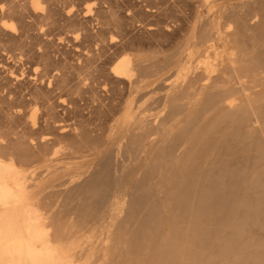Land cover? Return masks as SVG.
<instances>
[{
	"label": "bare ground",
	"instance_id": "bare-ground-1",
	"mask_svg": "<svg viewBox=\"0 0 264 264\" xmlns=\"http://www.w3.org/2000/svg\"><path fill=\"white\" fill-rule=\"evenodd\" d=\"M131 1L0 0V264H199L217 220L264 227V0Z\"/></svg>",
	"mask_w": 264,
	"mask_h": 264
},
{
	"label": "rangeland",
	"instance_id": "rangeland-1",
	"mask_svg": "<svg viewBox=\"0 0 264 264\" xmlns=\"http://www.w3.org/2000/svg\"><path fill=\"white\" fill-rule=\"evenodd\" d=\"M116 2H117V4H118V6H120V9H119V7H118V13H120L121 15H123V17L125 16V14H126V12H127V7L129 6L128 5V2H130L131 0H127V2H124V0H115ZM126 1V0H125ZM137 2L138 3V1L137 0H132L131 2ZM177 1H179V5H178V2H176V0L174 1V4L177 6V8L180 6V7H182L183 8V11H184V9H185V13H187V12H189L188 10L190 9L189 7H187L188 8V10H187V8H185V6L186 5H184V4H182L184 1H186V0H184V1H182V3H180L181 1L180 0H177ZM187 2V1H186ZM188 2H190V0H188ZM139 5H142V3H139ZM174 5V6H175ZM142 7H143V5H142ZM179 7V9L178 10H181V8ZM176 8V9H177ZM121 11V12H120ZM184 13V12H183ZM141 19V20H140ZM153 19V20H152ZM139 22V23H138ZM147 22H154V18L153 17H146L145 15H139V16H137L136 17V20H134L133 22H132V24H130V25H128L129 26V30L131 31L130 33L132 34V35H134L135 37H137V38H143V41L145 42V43H148V42H150V41H152L153 40V42L158 38V37H153V35H151V36H148V35H146L145 34V32H144V30H142L143 29V27H142V25L144 24V23H147ZM92 23V24H91ZM87 27L86 28H88V30L89 29H91L90 31H92V29H93V31H94V29H96V27L94 28V26H96L95 25V23L94 22H92V21H90L89 23H87ZM91 25V26H90ZM93 25V26H92ZM90 27V28H89ZM93 27V28H92ZM128 29V28H127ZM115 32L114 33H116V37H120L119 36V32H116V30H114ZM118 33V34H117ZM112 34V35H111ZM111 34H108V35H106L105 37L107 38V36H108V38H109V36L111 35V36H113V35H115V34H113V32H111ZM151 38V39H150ZM175 42V41H174ZM69 43L70 42H64V45H65V47L68 45V48H69ZM62 45V44H61ZM61 45H60V47L59 46H56V47H54L53 48V52H52V54L54 55H59L58 53L56 54L55 52H56V50H57V48L59 47L61 50H60V52L59 53H61V51H62V49H64L65 47L64 46H62L61 47ZM70 49L69 50H67V49H64L63 50V53H61L63 56H66L67 55V57H69V55H68V53L70 54V52H71V50H72V48H73V46H72V44L70 43ZM72 47V48H71ZM58 48V49H59ZM56 49V50H55ZM112 50H113V48H111ZM111 49L109 50L108 48L106 49L108 52H106L108 55H106V54H104L103 53V56L102 57H104V58H106L107 56L109 57V53L111 52ZM174 50V45H173V41H169V42H166V41H164L163 42V46H162V48H161V53H159V54H157V56H158V58L159 59H161V60H163V58H164V54H169V53H171L172 51ZM69 51V52H68ZM74 48H73V50H72V52H71V55H73L74 56ZM114 51V50H113ZM67 54H66V53ZM146 52H149L148 51V49H146ZM64 53H65V55H64ZM73 53V54H72ZM164 53V54H163ZM111 54H112V52H111ZM114 54V53H113ZM160 54H162V55H160ZM70 55V57H69V59H71L72 60V58H74L73 56H71ZM160 55V56H159ZM112 55H110V57H111ZM8 56L6 55V57H5V55H4V61H7V63H9V62H13L12 60H14V62L12 63V65H16V63H15V59H17L16 60V62H17V65H16V68L18 69V68H20L21 66H22V68H23V66H24V69L22 70L21 68H20V72H29V73H32V71H33V68H34V63L32 64V63H30V62H28L27 61V59H25V57L26 56H24V57H22L21 58V60H20V58H14V57H10V58H7ZM102 57H101V59H102ZM107 57V58H108ZM103 58V59H104ZM11 60V61H10ZM22 60H26V61H24L22 64H21V61ZM105 60V59H104ZM19 63H20V65H19ZM27 65L26 66V69H25V64ZM10 64V63H9ZM14 65V66H15ZM18 65H19V67H18ZM33 66V67H32ZM0 81L2 80L1 78L4 76V74H5V76H6V73H5V69L2 67V66H0ZM40 68V67H39ZM4 72V73H3ZM18 72H19V69H18ZM3 73V74H2ZM4 81V80H3ZM156 81H158V80H156ZM156 81H154V83L153 84H155L156 83ZM1 93H2V91H1ZM66 97V96H65ZM68 97V96H67ZM81 102H83V103H85L83 100L81 101ZM88 102V101H87ZM243 188V189H242ZM243 190H244V192H243ZM256 190V193H258V189H255ZM242 191V192H241ZM240 192V193H239ZM249 192H251V194L249 193ZM246 194V195H252L253 196V194L254 195H256V193H254V188H253V190L251 189V188H246L245 189V187L244 186H239V188H237V198H240L243 194ZM251 196V197H252ZM247 197H249V196H247ZM254 197V196H253ZM238 214H239V216H238ZM231 217H233V219L235 218V219H239L238 220V225H240V226H242V231H241V234L239 235V238L236 240V242H235V240L232 242V236L230 235V234H232V232L234 231V228L231 226V224H232V220L233 219H230V220H228V219H223V221H221L220 223L218 222L219 220H217V222L216 223H214V225H210L208 228H212L213 229V232H212V234L210 235V236H205L204 234H202V236H201V242H202V244L203 245H206V242L208 243V245L209 246H207L206 245V251L204 252V251H202L203 253H201V259H200V262H199V264H226V263H231V264H246V262H247V259H248V257H251V256H257L256 254H259V263L258 264H264V249H263V247H264V227H263V225H262V223H260V221L258 222V224H256V222L255 221H253V219L252 220H246L244 217H242L241 215H240V212L238 211V212H236L235 211V213H234V215H231ZM238 217V218H237ZM242 218H244L246 221H244V219H242ZM242 219V220H241ZM243 222V224H241L242 222ZM256 221H257V219H256ZM245 224V225H244ZM258 225V226H257ZM260 225H261V227H263V228H261L260 227ZM232 227V228H231ZM216 230V231H215ZM232 230V231H231ZM218 231V232H217ZM214 234H215V236H214ZM223 235V236H222ZM229 235V236H228ZM212 236V237H211ZM217 236V237H216ZM207 237V238H206ZM231 237V238H230ZM212 238H214V239H212ZM225 238V239H224ZM228 238V239H227ZM231 240H230V239ZM211 239H212V242H211ZM203 240V241H202ZM205 240V241H204ZM220 240H222V241H224V242H222V243H226V240H230L232 243L230 244L228 241H227V248H224V250L223 251H221V253L218 255V253L219 252H217L218 251V249H219V245H220V243H219V241ZM218 243V244H215V243ZM256 243V245H254ZM257 246V248H255ZM208 247H209V249H208ZM262 247V248H261ZM211 248V249H210ZM259 248H260V250H259ZM215 249H216V251H215ZM263 249V250H262ZM214 250V251H213ZM258 250V252L256 253V251ZM213 251V252H212ZM225 251V252H224ZM224 253V254H223ZM252 253V254H251ZM210 254V255H209ZM214 256H213V255ZM230 254V255H229ZM255 254V255H254ZM234 255V256H233ZM211 256V257H210ZM219 256V257H218ZM236 256V257H235ZM247 256V257H246ZM206 257V260L204 259ZM208 257V258H207ZM215 257V258H214ZM217 257V258H216ZM228 257V259H226ZM247 258V259H246ZM263 258V259H262ZM231 259V260H230ZM227 260V261H226ZM245 260H246V262H245ZM209 261V262H208ZM211 261H212V263H211ZM225 261V262H224ZM206 262V263H205ZM249 262V261H248ZM247 262V263H248ZM248 264H250V263H248Z\"/></svg>",
	"mask_w": 264,
	"mask_h": 264
},
{
	"label": "snow or ice",
	"instance_id": "snow-or-ice-1",
	"mask_svg": "<svg viewBox=\"0 0 264 264\" xmlns=\"http://www.w3.org/2000/svg\"><path fill=\"white\" fill-rule=\"evenodd\" d=\"M38 10H40V11H42L43 9L42 8H39ZM13 31H15V29L13 28L12 29ZM42 31H43V29H42ZM77 39H79V37L77 36Z\"/></svg>",
	"mask_w": 264,
	"mask_h": 264
}]
</instances>
